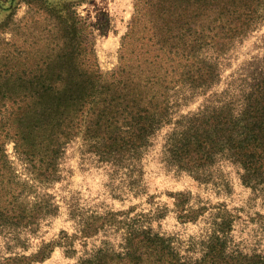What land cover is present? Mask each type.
<instances>
[{
    "label": "trees",
    "instance_id": "obj_1",
    "mask_svg": "<svg viewBox=\"0 0 264 264\" xmlns=\"http://www.w3.org/2000/svg\"><path fill=\"white\" fill-rule=\"evenodd\" d=\"M134 6L120 65L107 79L97 66L71 63L86 52L77 49L76 28L64 34L56 63L19 79L24 112L12 130L0 127V264L42 263L55 248L71 257L76 240L83 248L76 264H264V253L235 244L234 218L224 207L186 247L157 231L155 223L170 212L181 224L205 216L208 209L191 192L171 193V209L150 202L140 212L107 210L86 220L70 205L75 233L42 240L60 211L48 191L61 179L64 148L78 135L120 180L116 198L147 196L143 161L163 132L162 162L170 170L211 184L215 167L228 162L244 186L264 188V69L253 66L217 90L219 60L262 27L264 0H135ZM139 27L144 34L129 52ZM199 99L197 110L183 113ZM33 241L40 243L35 252L24 254Z\"/></svg>",
    "mask_w": 264,
    "mask_h": 264
},
{
    "label": "rangeland",
    "instance_id": "obj_2",
    "mask_svg": "<svg viewBox=\"0 0 264 264\" xmlns=\"http://www.w3.org/2000/svg\"><path fill=\"white\" fill-rule=\"evenodd\" d=\"M134 3L135 0H1L0 127L12 130L24 112L25 91L23 86H17L19 79L24 81L30 69L56 63L55 57L63 49L64 34L75 32V28L76 37L80 38L77 49L86 52L71 63L97 66L107 79L120 65L122 39L130 29L135 14ZM143 32V27L137 28L129 52L138 44ZM219 63L222 80L217 90L220 91L229 82L243 77L253 66L264 69V23L235 45ZM201 102L199 99L183 113L194 112ZM164 134L156 137L143 161L147 196H124L122 199L116 198L119 193L114 195L121 184L119 179L113 178V169L97 162L87 152L81 135L72 139L59 161L61 179L48 191L56 197L60 211L52 223L43 228L42 240L46 243L57 241L62 231L70 235L75 233L70 205L73 206L71 211L86 220L94 213L107 210L116 212L134 207L135 213L140 212L150 209V202L167 204L171 209V193L191 192L195 202L208 209L205 216L196 224H181L170 212L155 223L157 231L175 237L186 247L192 241H198L207 228L206 222H210V214H216L224 207L234 218L232 236L235 244L247 253H264V188L254 191L244 186L240 170L228 162L215 167L211 184H202L188 174L170 170L162 162ZM12 148L13 144H9L10 154ZM15 166L21 169L16 160ZM112 234L111 239L114 238ZM96 243H100L99 239ZM39 244V241H33L24 254L34 253ZM73 248L76 250L74 256H67L62 248H55L44 262L35 264H76L83 250L81 241L76 240Z\"/></svg>",
    "mask_w": 264,
    "mask_h": 264
},
{
    "label": "crops",
    "instance_id": "obj_3",
    "mask_svg": "<svg viewBox=\"0 0 264 264\" xmlns=\"http://www.w3.org/2000/svg\"><path fill=\"white\" fill-rule=\"evenodd\" d=\"M0 3H1V0H0Z\"/></svg>",
    "mask_w": 264,
    "mask_h": 264
}]
</instances>
